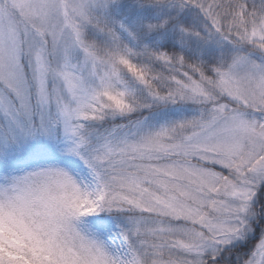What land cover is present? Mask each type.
<instances>
[{
  "label": "snow or ice",
  "instance_id": "obj_1",
  "mask_svg": "<svg viewBox=\"0 0 264 264\" xmlns=\"http://www.w3.org/2000/svg\"><path fill=\"white\" fill-rule=\"evenodd\" d=\"M0 264H264V0H0Z\"/></svg>",
  "mask_w": 264,
  "mask_h": 264
}]
</instances>
